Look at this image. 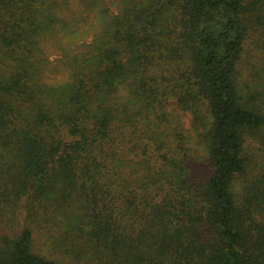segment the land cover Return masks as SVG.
Returning a JSON list of instances; mask_svg holds the SVG:
<instances>
[{
  "label": "trees",
  "instance_id": "16d2710c",
  "mask_svg": "<svg viewBox=\"0 0 264 264\" xmlns=\"http://www.w3.org/2000/svg\"><path fill=\"white\" fill-rule=\"evenodd\" d=\"M0 264H264V0H0Z\"/></svg>",
  "mask_w": 264,
  "mask_h": 264
},
{
  "label": "rangeland",
  "instance_id": "374dc122",
  "mask_svg": "<svg viewBox=\"0 0 264 264\" xmlns=\"http://www.w3.org/2000/svg\"><path fill=\"white\" fill-rule=\"evenodd\" d=\"M189 117H185V122H186V124H188L189 123Z\"/></svg>",
  "mask_w": 264,
  "mask_h": 264
}]
</instances>
